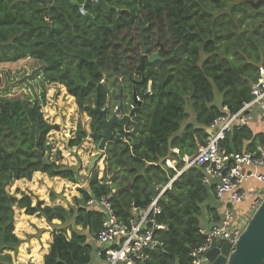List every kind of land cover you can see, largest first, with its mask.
I'll use <instances>...</instances> for the list:
<instances>
[{
    "label": "trees",
    "instance_id": "1",
    "mask_svg": "<svg viewBox=\"0 0 264 264\" xmlns=\"http://www.w3.org/2000/svg\"><path fill=\"white\" fill-rule=\"evenodd\" d=\"M259 1L0 0V66L36 62L38 77L66 86L81 114L91 118L95 142L106 132L104 116L95 111L98 97L110 114L121 100L126 111L137 104L134 87L142 101L125 129L113 126L104 158L112 183L99 178L97 167L73 203L34 204L30 195L17 196L8 187L31 180L36 172L76 184L82 175L78 167L61 162V150L52 154L49 135L59 125L44 116L46 92L37 94L24 81L1 86L0 80V264H37L13 259L23 242L15 233V208L53 225L44 264L92 263L89 238L100 229L103 213L91 209L89 200L107 196L117 216L129 222L134 203L149 186L173 179L184 166L183 156L207 144L213 122L252 99L264 70V2ZM143 39L148 53L158 52L160 58L146 59L139 71ZM133 80L140 81L134 85ZM110 97L115 103L107 106ZM89 135L80 121L68 147H80ZM246 142L247 150L256 151L264 145V134H254L248 125L236 127L221 145L243 151ZM166 158L179 160L177 170L167 166ZM203 176L201 167L191 166L164 193L158 218L168 229L158 231L163 245L144 264L192 263L191 252L207 238L200 233L204 211L220 219L211 204L217 196L203 185ZM129 184V190L113 195L115 188ZM51 194L52 201L60 197ZM43 254L32 256L42 263Z\"/></svg>",
    "mask_w": 264,
    "mask_h": 264
},
{
    "label": "built area",
    "instance_id": "2",
    "mask_svg": "<svg viewBox=\"0 0 264 264\" xmlns=\"http://www.w3.org/2000/svg\"><path fill=\"white\" fill-rule=\"evenodd\" d=\"M252 96L237 112L228 111L226 115L217 118L211 125L213 131L207 144L201 146L197 153L185 154L182 158L184 166L178 173L191 166L201 167L204 171L203 185L212 188L217 199H226V208L220 219L210 227L200 229V233L207 238L191 252V264H203L206 252L211 248L212 237L220 236L232 250L250 219L247 213L246 216L238 213L237 206L252 199L251 208L254 212L264 199V172L257 176L262 182L259 194L246 187L251 171L264 167V145H260L256 151H227L221 145L228 133L248 124L255 104L261 107L264 121V79L253 86ZM167 165L174 167L175 163L167 160ZM178 173L167 184H156L158 193L152 195L143 208L134 207V218L129 222L117 216L107 196L92 197L89 200L91 209L103 213L101 227L95 234L96 241L102 246V264H144L150 252L163 245L158 231L167 230L168 227L159 221L162 212L159 202L171 188Z\"/></svg>",
    "mask_w": 264,
    "mask_h": 264
},
{
    "label": "rangeland",
    "instance_id": "3",
    "mask_svg": "<svg viewBox=\"0 0 264 264\" xmlns=\"http://www.w3.org/2000/svg\"><path fill=\"white\" fill-rule=\"evenodd\" d=\"M147 54L151 56L148 52ZM20 65L21 64L16 67H9L6 65L0 66L1 86L24 81V83H30L29 86L37 94L43 93L44 91L46 92L47 103L43 108L44 116L51 124L59 125V128L53 130L49 135V139L53 145L52 154L54 155L58 150H61V162L78 167L79 173L82 175L81 182L83 184L72 183L64 179H58L57 177L50 178L45 173L36 172L31 180H17L13 185H10L8 189L17 196H21L22 193L30 195L34 204L38 200H43L46 204L62 203L68 205V203H73L74 196H80L79 187L87 186L85 177L88 176L87 172L91 163V157L99 152V144L95 142L91 134V118L86 113L81 114L75 97L68 93L66 86L57 83H47L38 77L39 73L33 71L39 67L36 62H31L25 66ZM133 73L136 78L137 74L135 72ZM119 79H123L122 76L119 77ZM110 101L108 106H112V104L115 103L111 97ZM115 108H117L116 105ZM188 110L192 114L191 109L188 108ZM80 121L83 122V126L90 135L80 147L69 148V140L74 136ZM103 165L104 161L102 160L99 165L101 170L100 177L103 175ZM52 191L60 195L55 201L51 200ZM15 209V233L23 239L18 252L21 258L18 257V259L27 262L29 260L26 256L34 253V245L37 246L36 243H49L50 237H52L49 232L53 231L54 227L43 217H37L35 215L28 216L25 214L24 210L19 208ZM46 232H48V234H46ZM97 247L100 246L94 244L93 261L91 264H101Z\"/></svg>",
    "mask_w": 264,
    "mask_h": 264
},
{
    "label": "water",
    "instance_id": "4",
    "mask_svg": "<svg viewBox=\"0 0 264 264\" xmlns=\"http://www.w3.org/2000/svg\"><path fill=\"white\" fill-rule=\"evenodd\" d=\"M105 2L106 0H101ZM264 0H260L258 5L263 3ZM109 9H114L113 6H108ZM83 9V8H82ZM84 10V9H83ZM125 9H118V13L121 14ZM86 16L90 17L94 21V17L91 13L86 12ZM143 52L141 57V62L137 66L139 71L143 70L145 66L146 59L150 62L156 61L160 58L158 52L152 54L148 57L147 47L145 45V40L143 39ZM140 80H133L134 85ZM122 97V92L120 93ZM134 100L137 102L136 106L132 108L129 112L126 111L125 103L123 100L120 101L118 109L120 113L113 112L109 113V109L100 105V100L98 97L97 105L95 111L103 115L106 123V132L102 135V139L99 143V152L91 157V163L87 172L90 176L93 171L100 165V162L105 158V151L108 142H110L113 135V126L118 125L119 127L125 129L128 123H130L135 117L139 109H141L142 101L138 98V94L134 87L133 91ZM121 114V115H120ZM41 157V153H38ZM105 166V165H104ZM104 175L109 180L107 176V171H104ZM131 184L126 187L117 189L113 192L114 196H118L121 190H129ZM158 193L157 187L155 185H150L146 193V196L142 199H137L135 206L143 208L150 200L152 195L155 196ZM206 258L210 264H264V199L260 206L255 210L250 221L246 225L245 229L241 233L236 245L231 250L228 242L219 237H212L211 248L206 252Z\"/></svg>",
    "mask_w": 264,
    "mask_h": 264
},
{
    "label": "crops",
    "instance_id": "5",
    "mask_svg": "<svg viewBox=\"0 0 264 264\" xmlns=\"http://www.w3.org/2000/svg\"><path fill=\"white\" fill-rule=\"evenodd\" d=\"M262 78H264V70L262 71ZM127 103H129V102H127ZM130 105V104H129ZM248 127L253 131V133L254 134H258V133H262V134H264V121H263V118H262V111H261V107L258 105V104H255L253 107H252V110H251V118H250V120H249V122H248ZM208 131H209V133L211 132V131H213L211 128H209L208 129ZM248 144H250L249 142H246L245 143V148L243 149V150H247L246 149V146L248 145ZM260 145H258V147H259ZM258 149V148H257ZM175 153H178L179 154V152H180V150L179 149H174L173 150ZM167 160H169V161H171V162H174L175 163V165H174V167H171V168H173V169H176L177 170V168H176V166H177V163H178V161L179 160H177V159H171V158H166V160H165V162H166V164H167ZM104 165H105V163H104ZM103 165V168H102V170H103V175H101V177H100V173H99V178L101 179V178H104V180H105V183H112V178H113V176H109L108 175V172H107V176L109 177V180L106 178V176L104 175V171L106 170V166H104ZM167 166H169V165H167ZM98 168H99V172H101V170H100V167L99 166H97ZM170 167V166H169ZM107 171V170H106ZM178 171H180V170H177V173H178ZM252 172V174L250 175V177H249V179L246 181V187H247V189L249 190V191H253V192H255L256 194H259L260 193V191H261V187H262V182L257 178V176H258V174L259 173H262V172H264V167H261V168H258V169H254V170H252L251 171ZM182 174V172L181 173H178V176H180ZM58 179H61L62 180V178H59V177H57ZM68 181V180H67ZM82 187V186H81ZM124 187H126V186H124ZM120 188H123V187H120ZM120 188H117V189H120ZM116 188L113 190V191H116L117 190ZM57 200V199H56ZM226 199H223V200H220V199H217L216 197L213 199V201H211V204L214 206V207H216L217 209H218V214H220V216L219 217H221L222 216V214H223V212H224V210H225V208H226ZM62 204V203H61ZM253 204V200L252 199H247L245 202H242V203H240L238 206H237V211H238V213H240L241 215H244V216H246L247 214L249 215V217H251V215H252V211H253V209L251 208V205ZM49 205H52V204H49ZM134 207H136L135 206V203H134ZM134 209V208H133ZM209 212V211H208ZM207 212V210L206 211H204V215L202 216V227H204V228H208V227H210L211 225H212V223L214 222V220H212L210 217H209V214L210 215H213V213L212 212H209L208 213ZM245 213H247L246 215H245ZM26 214V213H25ZM26 215H28V214H26ZM29 216V215H28ZM32 216V215H31ZM45 219V218H44ZM53 232H54V230L53 231H51V232H49V234L51 233V235H53ZM46 234H48V232H46ZM19 237V236H18ZM20 238V237H19ZM23 240V239H22ZM89 241L91 242V243H93V244H95L96 246H100V248L102 247L97 241H96V238L94 237H90L89 238ZM96 241V242H95ZM52 242V237H50V240H49V243H46V244H41L40 242H38V243H36L37 244V246L36 245H34V247H35V249H34V253H36V254H38V255H41V253H43L44 252V254H43V257H42V264H44V258H45V255H47L48 253H49V250H50V243ZM101 252V250H99V256H100V259H101V264H102V253H100ZM33 253V254H34ZM12 255H13V259H14V261L15 262H23V263H28V262H30V261H32V262H34V260H35V256H32V254L31 255H27L26 257H27V259L29 260V261H27V262H25V261H20L19 259H18V257H20L19 256V254H17V255H15L14 253H12ZM21 258V257H20ZM35 263H37V264H39L38 262H36L35 261ZM203 264H210V262L206 259V260H204L203 261Z\"/></svg>",
    "mask_w": 264,
    "mask_h": 264
},
{
    "label": "clouds",
    "instance_id": "6",
    "mask_svg": "<svg viewBox=\"0 0 264 264\" xmlns=\"http://www.w3.org/2000/svg\"><path fill=\"white\" fill-rule=\"evenodd\" d=\"M147 52H148V51H147ZM151 55H152V54H151ZM149 89H150V85H149ZM138 98H139V96H138ZM139 99H140V98H139ZM140 100H141V99H140ZM107 106H108V105H107ZM118 106H119V105H117V108H114V109H113V112L120 113V111H119V109H118ZM135 106H136L135 104H130V110H131L132 108H134ZM106 108H108V107H106ZM130 110H128L127 112H129ZM113 112H112V113H113ZM120 115H121V114H120ZM210 128L212 129V127H210ZM211 133H212V131L210 132V135H211ZM177 177H178V176H177ZM177 177H176V178H177ZM176 178H175V179H176ZM163 195H164V194H163ZM254 212H255V211H254ZM254 212L252 213V215L254 214ZM252 215H251V217H252ZM251 217H250V219H251ZM250 219H249V221H250ZM206 259H207V258H206Z\"/></svg>",
    "mask_w": 264,
    "mask_h": 264
},
{
    "label": "bare ground",
    "instance_id": "7",
    "mask_svg": "<svg viewBox=\"0 0 264 264\" xmlns=\"http://www.w3.org/2000/svg\"><path fill=\"white\" fill-rule=\"evenodd\" d=\"M99 1V0H98ZM262 79H264V78H262Z\"/></svg>",
    "mask_w": 264,
    "mask_h": 264
},
{
    "label": "flooded vegetation",
    "instance_id": "8",
    "mask_svg": "<svg viewBox=\"0 0 264 264\" xmlns=\"http://www.w3.org/2000/svg\"><path fill=\"white\" fill-rule=\"evenodd\" d=\"M149 57V56H148Z\"/></svg>",
    "mask_w": 264,
    "mask_h": 264
}]
</instances>
